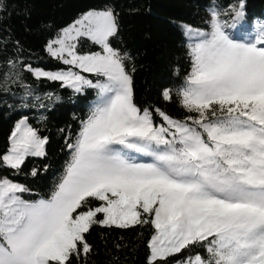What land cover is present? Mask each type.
<instances>
[{
	"label": "snow or ice",
	"instance_id": "6c2138e0",
	"mask_svg": "<svg viewBox=\"0 0 264 264\" xmlns=\"http://www.w3.org/2000/svg\"><path fill=\"white\" fill-rule=\"evenodd\" d=\"M243 7L230 25L214 11L210 29L195 30L190 72L176 90L194 115L176 120L154 110L167 126L134 102L131 57L112 45L113 9L87 11L48 44L70 67L34 75L76 92L95 89L96 100L47 199L25 200L28 188L0 177V264H78L91 252L94 225L145 224L154 229L149 264L185 252L177 264H264V22L252 24L251 43L249 34L234 40L247 23ZM85 40L100 50L79 51ZM163 96L171 100V90ZM9 141L0 167L18 172L27 158L46 155L47 137L26 117Z\"/></svg>",
	"mask_w": 264,
	"mask_h": 264
},
{
	"label": "trees",
	"instance_id": "16d2710c",
	"mask_svg": "<svg viewBox=\"0 0 264 264\" xmlns=\"http://www.w3.org/2000/svg\"><path fill=\"white\" fill-rule=\"evenodd\" d=\"M241 3L247 23L233 32L234 40L248 35L254 22H264V0H0V155L7 152L20 118L27 117L48 139L45 156L27 158L18 172L0 167V177L23 184L30 190L23 193L24 198L32 201L48 198L64 174L70 159L67 143L76 139L90 114L96 90L76 92L60 81L37 78L27 68L64 67L46 46L81 14L106 7L114 10L119 36L112 45L131 57L126 66L133 77L134 102L153 110L158 124L162 119L156 109L178 120L194 115L181 106L176 90L190 72L188 52L195 30L208 31L214 11L223 25L232 24L233 10H239ZM185 26L191 29L188 35ZM99 50L86 40L79 46L83 53ZM166 89L171 90V100L163 96ZM89 200L92 207L99 204ZM153 234L150 224L127 229L94 225L86 236L91 252L78 264H149L148 243ZM194 252L205 255L203 249ZM187 254L169 257L167 264H177Z\"/></svg>",
	"mask_w": 264,
	"mask_h": 264
},
{
	"label": "rangeland",
	"instance_id": "374dc122",
	"mask_svg": "<svg viewBox=\"0 0 264 264\" xmlns=\"http://www.w3.org/2000/svg\"><path fill=\"white\" fill-rule=\"evenodd\" d=\"M87 12V11H86ZM86 12H84V13H86ZM83 13V14H84ZM82 16V14L77 18V19H79L80 17ZM76 19V20H77ZM75 20V21H76ZM75 21H73L71 24H69L68 26H66V27H64V28H62L58 33H57V35L53 38V39H51L49 42H48V44L51 42V41H53L54 39H56L57 38V36L61 33V31L63 30V29H65V28H68V27H70ZM48 44H47V46H48ZM47 46H46V49H47ZM31 69H32V74L34 75V71L35 70H43V71H48V72H57V71H67L68 70V68L70 67V66H67V65H64V67H61V68H58V69H48V68H44V67H32V66H29ZM29 67L27 68L28 70H29ZM73 71H79L78 69H75V68H73L72 69ZM81 74L82 75H85L87 78H89V79H93L94 81H95V79H96V77L94 76V75H92V74H88V73H82L81 72ZM35 76V75H34ZM36 77V76H35ZM86 89V88H85ZM84 89V90H85ZM83 90V91H84ZM82 91V92H83ZM96 100V99H95ZM23 118H25V117H23ZM23 118H20L19 120H21V119H23ZM27 118V117H26ZM175 119V118H174ZM18 120V121H19ZM27 120H28V118H27ZM176 120H178V119H176ZM17 121V122H18ZM16 122V123H17ZM28 123H29V121H28ZM160 124H163L164 126H167L166 125V122H164L163 120L160 122V123H158L157 125H160ZM16 125V124H15ZM14 130V129H13ZM45 147H46V145H45ZM9 149V148H8ZM8 151V150H7ZM6 153V152H5ZM8 179V178H7ZM8 180H10V179H8ZM10 181H12V180H10ZM12 182H14V181H12ZM14 183H17V182H14ZM17 184H20V183H17ZM20 185H23V184H20ZM21 196H22V198L23 199H25L24 198V196H23V193L22 194H20ZM47 199V198H46ZM26 200V199H25ZM78 211H80V210H78ZM101 218H102V216H101ZM100 218V219H101Z\"/></svg>",
	"mask_w": 264,
	"mask_h": 264
}]
</instances>
